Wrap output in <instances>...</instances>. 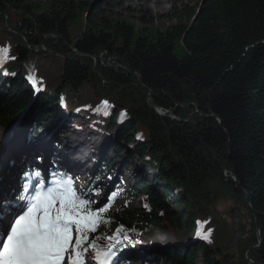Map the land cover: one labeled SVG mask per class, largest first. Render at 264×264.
<instances>
[{
  "label": "trees",
  "instance_id": "obj_1",
  "mask_svg": "<svg viewBox=\"0 0 264 264\" xmlns=\"http://www.w3.org/2000/svg\"><path fill=\"white\" fill-rule=\"evenodd\" d=\"M114 1L0 0V49L10 47L0 127L28 108V143L60 122L93 123L116 160L149 170L131 172L139 201L105 214L101 244L120 226L131 238L201 227L209 240L153 264H196L198 254L201 264H264V0H192L164 31L106 16L101 4ZM37 61L36 96L26 77ZM102 101L109 114L97 121Z\"/></svg>",
  "mask_w": 264,
  "mask_h": 264
},
{
  "label": "snow or ice",
  "instance_id": "obj_2",
  "mask_svg": "<svg viewBox=\"0 0 264 264\" xmlns=\"http://www.w3.org/2000/svg\"><path fill=\"white\" fill-rule=\"evenodd\" d=\"M9 52L10 47L0 49V67L8 61ZM26 79L35 93L42 91L32 75ZM102 106L97 112L109 114V102L102 101ZM7 146L8 133L0 157ZM36 159L43 161L39 156ZM22 175V182L7 189L0 182V264H86L90 250L97 264H117L123 242H130L129 231L134 230L120 226L112 236L103 238V244L93 234L111 222L105 214L121 193L111 192L101 206L93 207L97 202L88 198L89 192L78 190L73 177L65 172L53 171L46 181L42 169L33 166ZM209 235L204 234L203 239L209 240Z\"/></svg>",
  "mask_w": 264,
  "mask_h": 264
},
{
  "label": "rangeland",
  "instance_id": "obj_3",
  "mask_svg": "<svg viewBox=\"0 0 264 264\" xmlns=\"http://www.w3.org/2000/svg\"><path fill=\"white\" fill-rule=\"evenodd\" d=\"M95 1L99 0H93V3ZM101 3V2H100ZM187 5L188 7H193L194 3L192 0H186L184 2H180L178 0H117L116 2H111L109 5H102L100 6L101 10L105 13L106 16H112L114 18H118L119 16L122 17L123 20L128 22L129 24L135 26L137 29L141 28V24L138 21V18H143L145 17L147 20L152 19L155 21V27H158V29H161L162 31L166 30L169 28L172 24H176L177 21L175 19H172L170 21H167L165 18L166 16L170 15L174 17L175 11H180L182 10L183 6ZM177 13V12H176ZM155 30V29H154ZM6 48H9V46H6ZM34 66L29 67L28 69L31 70V75H33V70L32 68H35V72H38V69L40 67V62H34ZM51 67H55L58 65V62L52 61L50 63ZM30 110V108L26 109L24 113L20 116L21 118L19 120H16V122L7 129L0 127V147H2V140L4 138V135L9 132V130H12L14 126L16 128L14 129V132L17 131L16 135L13 139H10L8 142L7 150L3 152V156L0 157V182H2L3 186L5 189L9 188L10 186V181L15 182L13 179L15 175V165L16 161H18L24 154L25 150L24 147V138L28 139V136L23 133V125L25 123L26 115L28 114L27 112ZM27 113V114H25ZM25 114V116H23ZM106 115L100 114L96 112L94 114L95 119L98 120H103ZM22 119V120H21ZM19 123V124H18ZM18 124V125H16ZM93 125V124H92ZM63 125L61 126V130L57 129V126L52 127L50 130L47 131L46 135L44 138H40L36 140V143H33L31 145H34L35 149H37L35 152L31 154L32 159L34 160V165L35 167H39L38 164L40 161H38L36 158L38 156L43 158V162L41 164V168H48L50 165H52V161L56 159L57 154L58 157H62L64 162L67 161V158L72 154L71 152L75 148H71L69 150V145L71 143H74L72 140L73 137H77V139H81L80 135L83 133H80L75 130H71L73 134L76 135H71L70 132H67V137L63 138L61 136V132L63 129ZM89 128H93L92 126ZM91 130V129H90ZM93 132L96 134L91 135L94 136L95 138L91 137V139L96 143V149H99L101 147V158L105 159V162H110L115 159V154L114 151L111 148V145L113 144L112 138L110 137H104L103 134L100 131L99 127H96L92 129ZM13 132V133H14ZM89 133H92L91 131ZM23 134V135H22ZM12 138V137H11ZM38 141V142H37ZM45 144V147H44ZM109 144L110 147H109ZM101 145V146H100ZM109 147V148H108ZM20 148L19 151H17ZM43 148V151H42ZM14 150H16L14 152ZM65 150H68L65 151ZM12 153V154H11ZM11 155V156H10ZM13 155L15 156V159L13 162H10L11 159H13ZM54 155V156H52ZM104 155V156H103ZM10 156V158H9ZM103 156V157H102ZM20 157V158H19ZM52 157L51 161L50 158ZM71 159L73 158L72 156L70 157ZM100 158V159H101ZM58 159V158H57ZM59 161L61 159H58ZM116 160V159H115ZM114 160V161H115ZM97 161V159H96ZM97 165V163L95 164ZM113 165V172H115V182L120 183L117 185H112L113 181H110L109 176L104 175L102 176L98 182L96 183L95 187L93 190L88 191L89 192V199L92 201H96L93 205V207H99L101 206L105 201L107 196L111 192H119L121 195L114 201L112 204L109 213H114L118 208L124 206L127 203H133L136 204L137 201H139L140 195L136 193L135 191H129L128 188L132 187L134 182L130 180L131 178V172L136 171V173H141L142 178H147L146 176H151L149 173V170H146L145 173H143V169L141 168V165H139L136 161L132 162H127L125 159H117L115 162H113L110 166ZM11 166V167H10ZM91 164L87 162L84 167H90ZM73 167V165H72ZM73 168H76L74 166ZM97 171V170H96ZM96 171L92 172L93 174L96 173ZM112 172V173H113ZM90 173V172H89ZM119 173V174H118ZM147 174V175H146ZM82 178L80 180L82 181ZM78 181V182H81ZM83 184V183H82ZM82 184L76 183L75 181V187L79 190V188H83ZM115 186V187H114ZM100 190V195L96 194V191ZM109 190V191H108ZM137 200V201H136ZM230 216H228L229 218ZM231 218V217H230ZM230 221V220H229ZM222 225L225 224L221 222ZM153 234V233H152ZM150 234V235H152ZM159 234V231H155L154 237L149 236V239H142V244L147 245V247H150L151 249H148V252H146L143 255V258L146 259L148 256L151 254H158L160 256L167 255L168 252L176 249L175 247H186L188 246L189 251H192L193 245L196 242H199L201 240H197V237L195 236V233H193L191 236L187 237L185 231L180 232L179 234H166L167 236L160 235L159 237L157 236ZM204 235V234H203ZM203 235L201 239L203 238ZM140 237V236H139ZM144 237H148L144 236ZM261 238V236H260ZM197 240V241H196ZM227 239L221 241V245H226ZM189 242H192V244H189ZM194 242V243H193ZM137 242H135L136 244ZM142 253V251H141ZM141 254L135 255L132 257V259L136 260ZM151 257V256H150ZM149 257V258H150ZM91 258V260H86V264H92V263H97L94 260V254H88L86 255L85 259ZM93 259V260H92ZM142 261V259H141ZM137 264H143L142 262H138ZM145 264H152L149 260L145 261ZM196 264H201V254H198V257H196Z\"/></svg>",
  "mask_w": 264,
  "mask_h": 264
},
{
  "label": "water",
  "instance_id": "obj_4",
  "mask_svg": "<svg viewBox=\"0 0 264 264\" xmlns=\"http://www.w3.org/2000/svg\"><path fill=\"white\" fill-rule=\"evenodd\" d=\"M34 52H35V51H34ZM149 94H150V93H149ZM152 106H153V105H152ZM234 182H236V180H234ZM237 188H238V190L241 191V193H242V195H243V198H244V201H245V204H246L247 208H248L249 210H251L252 208H251V205H250V202H249V196L247 195V193H245V191H243V190L241 189V187L239 186V184H237ZM253 216H254V218H255V220H256V227H257V232H258V240H259V242H260L259 245H261V238H260V236H261L262 229H261V226H260V224H259V221H258V219H257V215H256L255 212H253Z\"/></svg>",
  "mask_w": 264,
  "mask_h": 264
},
{
  "label": "bare ground",
  "instance_id": "obj_5",
  "mask_svg": "<svg viewBox=\"0 0 264 264\" xmlns=\"http://www.w3.org/2000/svg\"><path fill=\"white\" fill-rule=\"evenodd\" d=\"M17 131L18 130H16V132H14L13 134H12V138L11 139H13L15 136H13L14 134L16 135V133H17ZM75 165L73 164V167H74ZM151 256V255H150ZM150 256H148V257H150Z\"/></svg>",
  "mask_w": 264,
  "mask_h": 264
}]
</instances>
